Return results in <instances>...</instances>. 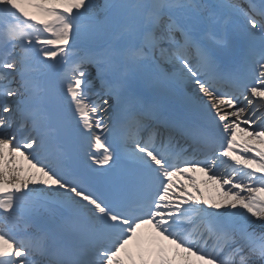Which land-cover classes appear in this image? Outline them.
Here are the masks:
<instances>
[{
    "label": "snow or ice",
    "instance_id": "1",
    "mask_svg": "<svg viewBox=\"0 0 264 264\" xmlns=\"http://www.w3.org/2000/svg\"><path fill=\"white\" fill-rule=\"evenodd\" d=\"M0 264H264V0H0Z\"/></svg>",
    "mask_w": 264,
    "mask_h": 264
}]
</instances>
